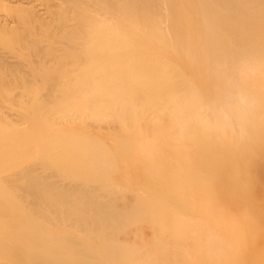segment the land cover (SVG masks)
<instances>
[{"label": "bare ground", "instance_id": "1", "mask_svg": "<svg viewBox=\"0 0 264 264\" xmlns=\"http://www.w3.org/2000/svg\"><path fill=\"white\" fill-rule=\"evenodd\" d=\"M263 232L264 0H0V264H264Z\"/></svg>", "mask_w": 264, "mask_h": 264}, {"label": "rangeland", "instance_id": "2", "mask_svg": "<svg viewBox=\"0 0 264 264\" xmlns=\"http://www.w3.org/2000/svg\"><path fill=\"white\" fill-rule=\"evenodd\" d=\"M34 28H35V25H34ZM22 33H23V31H21ZM24 39H25V37L24 36H22V35H20V37H18V39L17 40H19L20 41V43L21 44H23L24 43ZM23 40V41H22ZM36 40V39H35ZM38 41V40H37ZM37 41H32L31 43H29L30 45H32V47L34 48V49H36V48H38V42ZM43 45H45V44H47V46H49L52 50H54L53 48H55V51L53 52V53H50V54H44V55H40V56H36V55H34V54H32V60H33V64H34V66H37V64H38V67L39 68H41L40 70H41V74L42 75H44L45 77H52V76H55V75H58L60 72H61V68L64 66V61H58L57 62V64H58V67L56 68V56L58 55V54H61V52L60 51H62L63 49H62V47H61V45H63L59 40H50V41H48V40H45V41H42L41 42ZM88 40H84V39H82L81 41H79V42H75V41H73V42H71V44H73V45H77V46H81V47H78V49L77 48H73L72 47V51H71V53L73 54V53H75V54H79L80 56L82 55V53H83V50H85V49H88L87 47H89L88 46ZM26 45V44H25ZM25 45H23V46H25ZM17 46L18 45H16V47H14V48H11V50L13 49H18L17 48ZM64 46V45H63ZM19 47V46H18ZM22 46H20L19 48L20 49H22L21 48ZM77 49V50H76ZM10 50V49H9ZM8 50V51H9ZM22 51V50H21ZM104 51H106V50H104ZM10 52V51H9ZM18 52H20V51H18ZM14 53V52H13ZM13 53H11V54H13ZM10 54V53H9ZM15 54H16V52H15ZM18 54V53H17ZM30 55H31V53H30ZM63 56H64V54H63ZM63 56L61 57V59L63 58ZM36 58H39V62L40 63H38V59H36ZM84 60H83V58L79 61V66H82L84 63ZM67 69L68 70H71V72H73V74H74V67H71V66H67ZM29 71H27V73H28ZM255 236V234H251L250 235V239L251 238H253ZM263 237V238H262ZM245 238H246V236H245ZM244 238V239H245ZM262 238V239H261ZM243 239V240H244ZM247 239V238H246ZM257 239H261L260 240V242L258 243V244H256V246H253V248L254 249H258L259 251H260V253L259 252H257L256 254H254L253 256H256V257H262V259H264V232H263V234H261V237H258ZM243 240H241V241H243ZM240 241V242H241ZM263 248V249H262ZM262 249V250H261ZM240 250H241V246H239V248H238V244H237V251H238V254L239 255H241V253H240ZM244 253V252H243ZM259 253V254H258ZM261 253H263V254H261ZM260 254H261V256H260ZM247 256L248 255H246V254H244V255H242V258H243V261L245 262V263H247V264H250L249 263V260H247L246 258H247Z\"/></svg>", "mask_w": 264, "mask_h": 264}, {"label": "clouds", "instance_id": "3", "mask_svg": "<svg viewBox=\"0 0 264 264\" xmlns=\"http://www.w3.org/2000/svg\"><path fill=\"white\" fill-rule=\"evenodd\" d=\"M255 104V101L251 99L246 93L242 91H236L231 94H227L223 101L216 105L215 109L211 111L209 116L205 110H201L202 115L197 119L203 125H209L214 119L216 122L228 124L231 123L234 117L238 113H243L251 108Z\"/></svg>", "mask_w": 264, "mask_h": 264}]
</instances>
